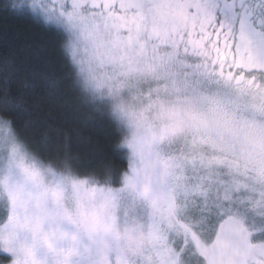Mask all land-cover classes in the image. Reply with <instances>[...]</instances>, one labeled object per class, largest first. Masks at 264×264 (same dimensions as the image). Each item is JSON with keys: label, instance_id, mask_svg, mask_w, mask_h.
Listing matches in <instances>:
<instances>
[{"label": "snow or ice", "instance_id": "6c2138e0", "mask_svg": "<svg viewBox=\"0 0 264 264\" xmlns=\"http://www.w3.org/2000/svg\"><path fill=\"white\" fill-rule=\"evenodd\" d=\"M0 12L59 34L70 71L39 72L48 89L86 74L131 130L95 165L117 187L46 180L14 151L0 239L23 233L31 264H264V0H0ZM9 79L5 66L0 118L17 126Z\"/></svg>", "mask_w": 264, "mask_h": 264}, {"label": "trees", "instance_id": "16d2710c", "mask_svg": "<svg viewBox=\"0 0 264 264\" xmlns=\"http://www.w3.org/2000/svg\"><path fill=\"white\" fill-rule=\"evenodd\" d=\"M59 41L57 32L32 15L0 12V69L6 66L9 96L22 101L14 113L17 128L46 158L68 156L81 168H88L102 157L113 156L115 134L107 118L94 116L82 103L71 78L62 79L56 90L48 89L38 78L48 67L61 76L70 71Z\"/></svg>", "mask_w": 264, "mask_h": 264}, {"label": "clouds", "instance_id": "9594fccd", "mask_svg": "<svg viewBox=\"0 0 264 264\" xmlns=\"http://www.w3.org/2000/svg\"><path fill=\"white\" fill-rule=\"evenodd\" d=\"M71 82L72 86L78 90L82 103L91 110L92 114L101 118H107L111 122L115 134L114 142L117 145L121 144L124 136L130 135L131 130L127 127L126 122L122 120L118 111L117 105L120 103V100L109 96L107 88L102 90L97 89L86 78V74L81 75L73 72L71 74ZM124 100L127 102L128 97L125 96ZM14 151H17V160L23 157L25 165H35L44 173L46 180H51V176L48 174L49 170H51L58 175L77 180H87L89 187L97 189L118 186L114 182L106 183L109 178L100 174L95 166L81 168L72 157L65 156L59 159L46 158L32 148L11 118H0V223L7 220L9 212L11 211L10 200L3 182L7 175V161ZM16 175L17 178L22 179V174L19 169L16 170ZM68 196H72L70 186ZM101 202L102 197L97 193V198L91 203L99 207ZM85 203L87 204L89 202L85 201ZM140 215H143V209L128 215L127 219L125 214L122 213V228L126 224L130 227L132 221L136 220L137 216ZM0 252L8 255L9 259L6 264H31L33 249L30 240L26 241L23 233L11 245L7 241L0 239Z\"/></svg>", "mask_w": 264, "mask_h": 264}]
</instances>
